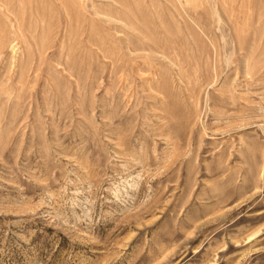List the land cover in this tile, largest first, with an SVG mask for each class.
Segmentation results:
<instances>
[{
    "label": "rangeland",
    "instance_id": "374dc122",
    "mask_svg": "<svg viewBox=\"0 0 264 264\" xmlns=\"http://www.w3.org/2000/svg\"><path fill=\"white\" fill-rule=\"evenodd\" d=\"M0 264H264V0H0Z\"/></svg>",
    "mask_w": 264,
    "mask_h": 264
}]
</instances>
